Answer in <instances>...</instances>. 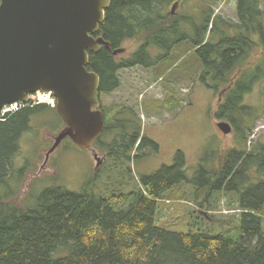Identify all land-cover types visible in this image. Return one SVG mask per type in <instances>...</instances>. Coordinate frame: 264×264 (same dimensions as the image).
Here are the masks:
<instances>
[{
    "label": "trees",
    "instance_id": "16d2710c",
    "mask_svg": "<svg viewBox=\"0 0 264 264\" xmlns=\"http://www.w3.org/2000/svg\"><path fill=\"white\" fill-rule=\"evenodd\" d=\"M188 1L111 0L99 30L110 48L102 45L98 52H89L87 68L100 77V93L110 94L121 85L120 71L139 66L160 70L177 47L190 44L197 68L203 69L199 80L216 81L208 87L222 95L214 118L233 129L234 147L222 153L218 171L208 174L201 169L199 178L190 180L180 152L173 166L143 176L139 183H132L120 169L117 189L112 186L109 198L98 191L102 176L109 175L101 169L78 193L58 187L44 191L34 208L0 199V264H264V145L248 148L263 114L245 104V97L260 82L264 85V60L258 61L254 39L260 36L264 56V11L260 0H237L239 23H233L215 14L220 0H204V20L193 24L192 37L181 27L194 21L172 11ZM230 29L237 33L229 36ZM215 34L220 36L217 41ZM127 41H138L137 51L119 62L114 53ZM152 49L162 53L153 56ZM47 108L26 107L0 122V184L10 175L31 117ZM102 111L104 135L114 133L115 138L109 144L100 139L95 146L107 151L108 160L123 165L141 159L140 151L148 145L158 149L143 135L134 109L124 107L113 120ZM127 186L129 192H115ZM185 186L197 196L207 187V199L213 192L231 197L240 212L241 237L183 233L158 225V203L177 188L187 196Z\"/></svg>",
    "mask_w": 264,
    "mask_h": 264
},
{
    "label": "rangeland",
    "instance_id": "374dc122",
    "mask_svg": "<svg viewBox=\"0 0 264 264\" xmlns=\"http://www.w3.org/2000/svg\"><path fill=\"white\" fill-rule=\"evenodd\" d=\"M203 2H180L174 8L175 14L187 16L194 21L188 25L183 23L181 27L182 31L192 37L196 32L193 24L200 25L204 20L207 9ZM260 6L264 11V0H260ZM215 14L239 23L237 0H220ZM236 33L237 30H228L229 36ZM213 36L216 41L220 39L219 34ZM254 39L258 44V61H262L264 56L261 54L263 47L260 36L254 35ZM138 45V41L123 43L120 47L123 51L116 56L117 61L131 58ZM192 51L190 44L177 47L172 54L173 58L160 64V70L141 66L122 70L119 72L120 87L113 93L101 94L102 109L108 113L107 119H119L118 113L124 107L134 109L142 120L140 124L143 135L158 146L157 150L148 145L140 151L141 159L119 165L106 158L108 153L105 149L99 146L81 149L68 138L47 160V153L65 123L58 116L56 106L43 104L48 108L31 117L29 131L24 132L20 138V151L12 161L10 175L0 184V199L25 208H34L44 191L58 187L78 193L101 169L109 175L102 176L103 184L98 185V191L109 198L112 186L117 189L120 169L132 183H139L143 176H151L164 167L173 166L180 152L185 155V171L190 180L199 178L201 169L208 174L217 172L222 153L234 147V134L226 135L217 126L221 121L214 118V113L220 98L218 93L209 88L216 86L217 82L210 79L206 84L199 80L203 69L197 68ZM161 53L158 49L150 50L153 56ZM169 102L172 105L170 108ZM245 104L252 105L255 112L263 114L248 144L249 150H252L258 142L264 145V85L261 82L253 93L245 97ZM114 138V133L105 134L101 141L109 144ZM94 154L103 160L97 171ZM128 169H131V174L127 173ZM129 187L121 188L124 192H115L127 193ZM205 188L206 191L199 196L192 187L183 188L187 196L177 188L169 199L161 200L158 203V225L164 224L170 231H206L239 239L242 222L240 212L231 202L232 198L213 192L211 195L214 196L207 199L209 190Z\"/></svg>",
    "mask_w": 264,
    "mask_h": 264
},
{
    "label": "water",
    "instance_id": "95a60500",
    "mask_svg": "<svg viewBox=\"0 0 264 264\" xmlns=\"http://www.w3.org/2000/svg\"><path fill=\"white\" fill-rule=\"evenodd\" d=\"M110 6L111 0H0V111L39 91L53 94L66 127L47 160L68 138L92 149L105 133L100 77L87 67L89 52L110 48L99 35ZM217 126L233 133L228 122ZM94 158L97 171L103 160Z\"/></svg>",
    "mask_w": 264,
    "mask_h": 264
},
{
    "label": "built area",
    "instance_id": "2783aa9c",
    "mask_svg": "<svg viewBox=\"0 0 264 264\" xmlns=\"http://www.w3.org/2000/svg\"><path fill=\"white\" fill-rule=\"evenodd\" d=\"M49 105L51 107L56 106V99L51 93H43V92H38L36 94H33L29 97L28 101L26 103H14L12 105H7L5 106L1 111H0V122L4 121L7 116L18 112L19 110L23 108H33L36 106L40 105Z\"/></svg>",
    "mask_w": 264,
    "mask_h": 264
},
{
    "label": "flooded vegetation",
    "instance_id": "af4514ba",
    "mask_svg": "<svg viewBox=\"0 0 264 264\" xmlns=\"http://www.w3.org/2000/svg\"><path fill=\"white\" fill-rule=\"evenodd\" d=\"M181 1V0H180ZM107 158V157H106Z\"/></svg>",
    "mask_w": 264,
    "mask_h": 264
}]
</instances>
